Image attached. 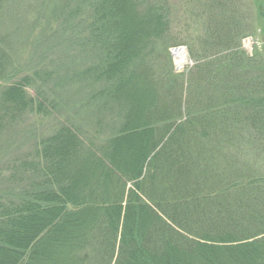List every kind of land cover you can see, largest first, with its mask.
Here are the masks:
<instances>
[{
  "label": "trees",
  "instance_id": "obj_1",
  "mask_svg": "<svg viewBox=\"0 0 264 264\" xmlns=\"http://www.w3.org/2000/svg\"><path fill=\"white\" fill-rule=\"evenodd\" d=\"M67 1L93 59L86 74L101 82L90 97L103 120L121 118L89 135L59 123L38 161L9 162L0 264H264V47L253 59L240 47L245 21L231 0H201V16L222 19L183 40L186 74L168 62L181 44L168 32L170 0ZM159 49L167 62L156 76ZM7 53L0 39V134L49 113Z\"/></svg>",
  "mask_w": 264,
  "mask_h": 264
},
{
  "label": "rangeland",
  "instance_id": "obj_2",
  "mask_svg": "<svg viewBox=\"0 0 264 264\" xmlns=\"http://www.w3.org/2000/svg\"><path fill=\"white\" fill-rule=\"evenodd\" d=\"M191 1L170 0L172 15L168 32L181 41L177 46L185 48L183 40L196 37L203 25L222 19L219 14L201 16L210 4L208 1ZM260 2L231 0L228 8L235 12V19L245 21L240 32L246 35L242 37L240 47L252 59L261 54L264 47V30L256 24ZM67 4V0H7L0 9V39L4 40L9 66L17 70L18 77L32 79L33 87L28 93L35 98L36 91L41 93L44 105L49 108V113L36 110L18 118L0 134V191L7 182L4 178L12 172L9 162L38 161L34 157L40 139L49 135L57 124H73L89 135L108 133L109 127L120 121V113L112 116V123L103 120L109 114L90 97L101 82L94 79L91 71L86 74L90 69L85 68L93 59L83 50L80 21L77 14L73 15L72 8L65 10ZM174 47L167 50L168 62L176 73L186 74L194 62L186 48L184 63L179 65L170 51ZM161 52L162 49L155 52L148 64L156 76L167 62L164 59L166 52Z\"/></svg>",
  "mask_w": 264,
  "mask_h": 264
},
{
  "label": "bare ground",
  "instance_id": "obj_3",
  "mask_svg": "<svg viewBox=\"0 0 264 264\" xmlns=\"http://www.w3.org/2000/svg\"><path fill=\"white\" fill-rule=\"evenodd\" d=\"M172 56L179 65H182V63H184V60L186 58V53L182 49H176L172 51Z\"/></svg>",
  "mask_w": 264,
  "mask_h": 264
},
{
  "label": "water",
  "instance_id": "obj_4",
  "mask_svg": "<svg viewBox=\"0 0 264 264\" xmlns=\"http://www.w3.org/2000/svg\"><path fill=\"white\" fill-rule=\"evenodd\" d=\"M176 49H182V50H184V47H177Z\"/></svg>",
  "mask_w": 264,
  "mask_h": 264
}]
</instances>
